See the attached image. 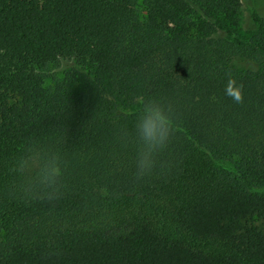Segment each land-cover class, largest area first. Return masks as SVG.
<instances>
[{
    "label": "trees",
    "instance_id": "1",
    "mask_svg": "<svg viewBox=\"0 0 264 264\" xmlns=\"http://www.w3.org/2000/svg\"><path fill=\"white\" fill-rule=\"evenodd\" d=\"M240 9L0 0V264H264V194L253 192L264 188V18L241 32ZM62 60L78 64L46 87L42 72ZM229 76L241 103L225 94ZM148 97L171 106L174 132L137 178ZM48 153L62 161L55 197L34 184L32 157ZM226 160L234 171L215 163Z\"/></svg>",
    "mask_w": 264,
    "mask_h": 264
},
{
    "label": "clouds",
    "instance_id": "2",
    "mask_svg": "<svg viewBox=\"0 0 264 264\" xmlns=\"http://www.w3.org/2000/svg\"><path fill=\"white\" fill-rule=\"evenodd\" d=\"M225 94L234 102L241 103L242 86L231 76L227 79ZM175 114L171 106L154 97L142 100L141 108L134 125V141L136 144L135 175L137 178L151 172L156 165L159 154L165 151L174 132ZM35 167L34 184L44 194L55 197L59 191V183L63 177L62 161L57 153H48L41 163L39 154L32 157ZM21 172L22 169L20 168ZM29 172L32 169L28 170Z\"/></svg>",
    "mask_w": 264,
    "mask_h": 264
},
{
    "label": "rangeland",
    "instance_id": "3",
    "mask_svg": "<svg viewBox=\"0 0 264 264\" xmlns=\"http://www.w3.org/2000/svg\"><path fill=\"white\" fill-rule=\"evenodd\" d=\"M241 9H240V31L248 32L256 29V24L253 21V14H257L261 18H264V0H240ZM139 14L140 17L144 18L146 16V11L143 5L139 4ZM77 62L74 60L71 61H59L51 65L48 69L42 72V75L45 79L46 87H53L56 83L63 81L65 75L72 69L77 66ZM231 66L242 72H257L259 70L258 65L248 59L236 58L232 61ZM83 71L88 72L87 68L84 66ZM138 103L134 105L136 108ZM131 109H127L124 112H129ZM234 161H215L219 168H225L230 171H234ZM253 192L264 194V188H256Z\"/></svg>",
    "mask_w": 264,
    "mask_h": 264
}]
</instances>
